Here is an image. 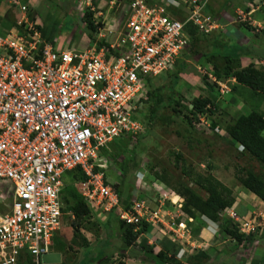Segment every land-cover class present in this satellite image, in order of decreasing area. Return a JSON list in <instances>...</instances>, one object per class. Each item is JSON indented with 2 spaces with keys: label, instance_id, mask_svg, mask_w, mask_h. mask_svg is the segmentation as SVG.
<instances>
[{
  "label": "built area",
  "instance_id": "1",
  "mask_svg": "<svg viewBox=\"0 0 264 264\" xmlns=\"http://www.w3.org/2000/svg\"><path fill=\"white\" fill-rule=\"evenodd\" d=\"M13 1L24 15L0 34V182L12 194L9 211L0 210V264H42L52 253L65 215L64 175L76 169L86 175L77 188L92 211L116 208L135 231L144 223L164 225L161 209L179 203L174 192L160 186L155 208L136 198L122 209L103 152L123 137L138 141L148 81L177 66L191 45L188 28L207 35L220 28L205 11L211 0H113V6L123 4L124 19L98 35L100 48L84 52L56 51L30 20L28 7ZM95 1H79L81 11L84 4L94 10ZM181 10L185 17L172 15ZM250 14L238 8L234 20L245 22ZM217 84L218 99L230 93L228 85ZM226 214L240 234L258 232V217L240 221L234 212ZM168 228L174 242L185 238L183 223Z\"/></svg>",
  "mask_w": 264,
  "mask_h": 264
},
{
  "label": "rangeland",
  "instance_id": "2",
  "mask_svg": "<svg viewBox=\"0 0 264 264\" xmlns=\"http://www.w3.org/2000/svg\"><path fill=\"white\" fill-rule=\"evenodd\" d=\"M9 1L10 0H0V11L2 10V6L7 5ZM17 1L20 3L23 2V0ZM260 2L261 0H258V3ZM75 3L76 7H78V1H75ZM42 4L44 5L38 7V13L43 23L46 25L45 31L48 34L54 32V34L58 37V40L61 41L60 43L63 41H69L74 36L75 43L72 49L83 50V44L84 41H86V39H84L86 34H84L83 29L79 25L80 19L76 10L71 9V11H69L68 8H65L64 11H62V6L60 7L56 0H43ZM15 6L16 5L14 4V7ZM106 7H108V3H106ZM122 7L123 4L113 6L108 19L100 20V22H98L103 25L104 30L101 32L106 33L104 32L105 29L117 23L118 17L121 18V21L124 19V17L120 15L122 13ZM113 17L116 18V21H114ZM10 19L11 18L9 17L2 18L0 21V34L7 33L12 28L18 26L15 20L11 21ZM241 29L247 33L245 28L241 27ZM256 29L259 30L260 39L264 41L263 25L258 26L257 24ZM199 33L201 35L200 37L202 38L203 36L204 40L191 45L192 65L186 64V66L189 65V67L193 70L197 65L195 62L198 61L199 58L203 60V52H206L203 48L206 47L208 43L212 44V33L208 35L203 34L202 32ZM81 41L83 42L82 45L80 47H76V42ZM95 42L97 43V41ZM229 47L230 46H228V48ZM90 48L91 46H88L87 49ZM230 49L232 50V48ZM203 69L204 68L202 66L199 72L198 70L191 72V76H194V78L191 76L188 77V80H186L188 82L184 80L183 76L181 77L183 70H180V72L179 67L177 66L173 70H170L157 78L151 79V91L156 97V100H148L145 104L144 115L139 114L141 117L139 119L142 121L144 126L142 137L138 139V141H129L128 139L121 140L116 145L111 146L108 153L109 157L105 155L107 159L106 177L110 182L111 178L115 180L113 182L114 186H118L121 181L124 183L125 189H121L124 197L127 194L131 195L134 192L138 193V196L140 194H146L147 196L150 195V199H154V196L157 195L156 192L146 190V188L149 184H152L154 179L153 177L155 175L157 176V174L163 177L164 175H167L174 181H179L184 186H192V188L197 192H201L204 197H207V193L198 188L193 182L200 174L220 181L223 185L232 190L234 197V190H238L237 193L241 190L247 191L238 180L239 175L245 176L246 172L250 170L264 177V166L253 159L248 153L241 152L238 149V144L232 145L229 142V138L226 133V127L229 124L242 114L248 115L255 109L254 105L256 104L261 103V106L264 107V101H261L259 97H256L246 88L241 86H237L235 88L236 84H234L231 77L226 78L224 75L218 77L213 67L210 70ZM224 72L225 70H223V73ZM174 75H177L178 77L175 78ZM210 75L212 76L210 77ZM204 77L207 79V83L209 85H216L218 87L217 82H222L228 85L231 89L229 94L220 96V99L217 98L220 110L215 111L213 114L208 112L207 114H199L197 118L201 116L204 120L203 123H200L199 118L198 120L193 118L194 128H188L182 115L174 113L172 108L163 109L158 113L155 120H151V109L154 107V104L159 102L167 103L172 95L177 97V99L180 98L182 105H184L186 109L185 113L189 114L192 110V102L196 98L209 97L210 91L208 90L207 85L203 83ZM233 88H235V90H233ZM190 116L192 118L191 114ZM168 118L173 120L168 122ZM208 121L210 123L213 121L215 126H219L221 133L210 130L207 126ZM179 157H182V160L179 159ZM126 161H130L131 163L128 173L124 171V164ZM136 164H138V166H136ZM184 169H187V171L192 170L191 176H184ZM141 172L145 175L143 180L144 182L142 181L143 183H138L139 177L142 176L140 175ZM157 198L159 199V197ZM64 199H69L67 194H64L63 201ZM11 201L12 194L10 188L6 184L0 182V210L8 212ZM246 201L253 204L254 208H252L251 212L254 213L251 216L248 218L238 217L237 213L232 210L231 207L225 208L221 211V214L224 215L223 219L228 216L226 214L227 210L234 212L238 217L237 219H240V221H246L248 219L258 217V219L255 220V224L260 226L262 225V227L259 226V231L256 235H261L262 229L264 228V208L255 205L254 198H246ZM64 205L66 207L65 201ZM245 208L247 210L249 209V207ZM165 209L166 207L161 210L164 212ZM108 214L109 213H103L101 210H97L96 212L92 211V215H90V217L83 218L80 225L81 227L79 226V232L81 234L83 233V230L89 231L93 227L98 228L99 232L92 234L94 235L92 237L87 236L89 237L88 240L86 239L88 246H84L83 239H85V237H83V235L80 238L76 237L75 242H71L73 249L63 253L62 263L99 264L101 261L100 254L98 255L97 253L100 247L99 244L103 242L107 236H110L112 239L111 243H114L113 245H117V243H119L116 228H107V231L105 229L106 227L104 223ZM73 223H77V221H75V216L71 212H66L62 228L58 235L60 237H64L68 241V244H70V241L74 239L73 237L75 231L72 227ZM235 223L236 222L233 220L234 226H236ZM161 224L162 223L159 222V224H155V226ZM208 225H210L209 229L212 234L216 232V226L220 229V224H214L204 218L196 220L195 223H190L188 227L192 233L196 232L199 227L205 228ZM203 243V250H205L204 252L207 251L206 253L208 256L206 259H203V264H210L212 259L215 258L216 252L219 251L215 249L216 247H220L221 251L226 249V254L231 256L230 252L234 247L248 248L253 246V252L250 254L253 257L256 255L254 250L261 246L260 243H254V245H252L249 242L244 244H240L237 241L234 242V240L230 239L227 234L221 231V229L215 238L206 236L203 237ZM185 244L186 242H184L182 246ZM138 245L139 242H137L132 248H127V254L122 252L123 250L125 251L126 248L124 244H120L119 246L117 245L118 251H115V253L117 252L116 257H114L109 264H119L122 261L124 262L128 257L131 259V264H135L136 262L137 264H140V262L137 261L140 253ZM189 246L192 247L191 245ZM87 247L94 248L87 249ZM110 248L112 249V247ZM110 248L106 251L107 254H109ZM115 249L116 248L113 250ZM250 255L248 254V256ZM83 257L85 259H82ZM143 264H151V260H147ZM170 264L181 263L172 259Z\"/></svg>",
  "mask_w": 264,
  "mask_h": 264
},
{
  "label": "crops",
  "instance_id": "3",
  "mask_svg": "<svg viewBox=\"0 0 264 264\" xmlns=\"http://www.w3.org/2000/svg\"><path fill=\"white\" fill-rule=\"evenodd\" d=\"M56 1L59 3L60 7L62 6L61 7L63 8L62 11H64L65 8H68L69 11H71V9L76 10V13L78 14L79 19H80L79 25L83 29L84 34H86L84 38L86 39V41H84L83 50L72 49L75 43L74 36L69 41H63L62 43H60L61 41L58 40V37L54 34V32L48 34L45 31L46 25L45 23H43L38 13V7H40L41 5L43 6L45 4V3L42 4L43 0H23V2H21V5H26L28 7L30 20L35 21L38 24H41V29H42V34H43L44 39L50 44H52V46L54 47L56 51L62 52V51H69V50L75 51L76 50V51L84 52L88 50L87 49L88 46H91V48L97 46L96 42L91 43V40L88 37V32L86 30V24L83 20V14L80 13V11L78 10V7H76L75 1H79V0H56ZM112 1L113 0H109V1L108 0H96L94 2V19L97 23L100 22V20L108 19L110 15V11L113 9V5L111 3ZM152 2H157V1L153 0ZM106 3H108V7H106ZM251 5L254 8L251 7ZM123 8L124 6L122 7V11H123ZM238 8L244 9L245 13H251L248 16V20H247L248 21L247 23H249L250 26L256 29V25L258 24V26L263 25V28H264V0H261L260 3H258V0H211L209 6L206 8L205 11L208 14L214 16V18L220 24V28L212 33L213 34L211 38L212 44L208 43L207 46L203 48V50L205 49L206 51V52H203V60L199 58V60L195 62L197 65L194 67L195 68L194 70H198L199 72L202 66L204 69L210 70L212 67L214 68L216 64L219 66V68H222V66H224L227 61L229 62L231 60L234 61L232 63V66H235L238 69H242V68H245L253 64L255 65L257 69L264 70V41L260 39L261 37L259 34V30L256 29V35H254L245 26L241 25V23L235 22L234 19L236 15V10ZM1 9L2 10L0 11V21L2 20V18L9 17L11 18L10 19L11 21L15 20V22H18L19 20L22 19L24 15V13L21 11V8L19 6L16 5L14 7L13 0H10L7 5H3ZM252 10L253 12H251ZM178 13L179 14L172 13V15L176 17L177 19L183 18L186 16V13L184 12V10L183 11L181 10ZM113 19L114 21H116L115 17H113ZM117 21L118 22L115 23L114 25H118V23L121 21V18L118 17ZM241 27L245 28L247 33H245L241 29ZM200 36H201L200 33H196V35H194V38L195 39L199 38L197 41L200 42L204 40L203 36L202 38ZM96 38H97L96 40H98L100 36L99 37L97 36ZM194 38L193 36L191 37V45L193 44ZM82 43H83L82 41L76 42L75 45L76 47H80ZM191 45L188 49L184 51L181 57L182 61L181 59L179 61L180 63H182V65L183 64L192 65ZM228 46L230 47L228 48ZM230 48H232V50ZM187 66L188 67L184 68L181 74V77L183 76L185 81L188 80L187 78L191 76V72H194V70L191 69L189 65ZM191 77L194 78V76H191ZM232 81H234L233 78H232ZM207 88L209 91H211L210 86H207ZM254 107L256 110L262 111L264 113V107L261 106V103L254 105ZM142 114L144 115V113ZM140 115L138 116V118H141ZM118 142L119 140L115 141L112 145H116ZM141 175L142 176H140L138 179V183L144 182L143 180H144L145 175L142 172H141ZM120 178L123 179L122 177ZM153 178H155V176ZM114 181L115 180L111 178V182L113 183ZM154 181H157V182H154ZM153 182L151 185L149 184V186L147 184L148 187L146 188V190L156 192L157 195L154 196V199H150V195L147 196L146 194H140L138 196V193L133 192L131 195L127 194V198L129 199L130 203L136 198L146 199L149 205L155 208L158 204L157 197H159V193L161 192L160 188L158 187L159 185H163L169 188L170 190H172L175 196L174 201L177 202V200H179V203L178 205H172L170 202H167L166 209L163 212L166 218L165 220L166 223L164 225H157V226L153 224L151 225L149 224V227L146 233L143 234V237H145L148 240V243L151 246L155 247L156 252L164 251L170 258L175 259L181 264H203V258L201 255L198 257H195L194 261H193V256H195L199 252L202 254L205 251L203 250V245H204L203 237L206 236V237L215 238V236L211 233V230L208 228V226H206L205 228L199 227V229L196 232L191 233L188 226L190 225V223H193V222L195 223V220L190 215L186 214V212H184L183 210V205L185 203L184 196H182L177 191H175L173 186L165 184L163 181L153 179ZM119 186H121L122 189H125V185L124 183H122V181L119 183ZM234 192H235L234 194H235L236 199L231 209L237 213L238 217L248 218L254 213V212H251L252 208H254L253 204L251 202H247L246 198L247 199L254 198V204L264 208V201L259 199L254 194L247 192L245 190H241L239 191V193H237L238 190L237 191L234 190ZM201 195L203 196L202 193ZM127 198H125L124 200L128 201ZM245 207H249V209L247 210ZM121 208L123 207L121 206ZM118 211L119 210H117V213ZM169 223H176L177 225L179 223L185 224L186 226L185 238L182 241L180 240L179 242H174L172 233L170 232V229H168ZM104 225L106 227L105 228L106 231H107V228L109 229V228L115 227L117 230V235L119 237V240H118L119 243H117V245L119 246L120 244H123L122 239H121L122 238L121 230L118 227V222H117L115 215L108 214V217ZM98 232H99L98 228L93 227L89 231L83 230L82 235L83 237H85V239L88 240L89 237L87 236L92 237L94 236L92 234H95ZM111 240L112 239L110 238V236H107L103 240V242L99 244L100 247L97 252L98 255L100 254L101 256L105 252V255H113L114 257H116L117 252L115 253V251H118V246L113 245L114 243H111ZM184 242H186V244L182 246ZM193 243L195 246L193 245ZM254 243L255 244L260 243L261 246L257 247L254 250L256 255L253 257L252 255H250L251 252H253V246L248 247V248L234 247L233 250L230 252L231 256L226 254L227 252L226 249L221 251L220 247H216L215 249L219 251L216 252V256L215 258L212 259L210 264H264V232H262L261 235H256V241ZM254 243L252 245H254ZM189 245H191L193 248L190 247ZM110 247H112V249ZM90 248L92 249L94 247H87V249H90ZM108 248H110L109 254L106 253ZM114 248L116 249L113 250ZM122 252L127 254L128 250L125 249V251L123 250ZM248 254L250 256H248ZM141 256L142 255L140 252L137 261H139L140 264H143V260H142L143 258ZM191 257L192 259L190 260ZM82 259H85V258L83 257ZM124 263L131 264V259L128 257L124 261ZM77 264H80V263H77ZM135 264H137V262ZM157 264H161V263L157 262Z\"/></svg>",
  "mask_w": 264,
  "mask_h": 264
},
{
  "label": "trees",
  "instance_id": "4",
  "mask_svg": "<svg viewBox=\"0 0 264 264\" xmlns=\"http://www.w3.org/2000/svg\"><path fill=\"white\" fill-rule=\"evenodd\" d=\"M83 20L86 24V30L88 32V37L91 40V43H95L96 35L99 33L100 29L103 28V25L97 23L94 19V12L90 11L89 9L86 10L84 13ZM241 25L245 26L249 31H251L254 35H256V29L249 25L247 22L241 23ZM189 33L191 36L196 35L199 33L198 29L196 28H188ZM263 34V33H262ZM199 38L193 39V44L198 42ZM196 40V41H194ZM98 48H100L104 43L103 41H99L96 43ZM234 61L231 60L226 62L222 68L216 64L214 66L215 73L219 77L224 75V77L234 78L236 80V85L241 86L250 90L252 94L256 97H259L261 101H264V70L257 69L255 65L251 64L245 68L238 69L235 66H232ZM177 67H179V71L184 70L186 68V64L177 62ZM226 68V69H225ZM223 70L225 72L223 73ZM180 71V72H181ZM173 77V76H172ZM175 78L178 76L174 75ZM203 83L207 86H210L211 91L209 97H198L192 103V110L189 114L185 113V107L182 105V101L180 98L177 99L174 95L169 98L167 103L159 102L154 104V107L151 109V120H155L158 113L165 108H172L173 112L179 115H182L184 122L187 124L188 128H194V121L193 118L198 120L197 116L199 114H213L215 111L220 110V105L218 104V96L219 90L216 89L217 86L209 85L207 83V79L203 78ZM152 80L149 79L147 88L148 91V100H156V97L153 95L151 91L152 88ZM233 88V90H235ZM144 113L143 111L140 113ZM192 115V118L190 116ZM140 120V119H139ZM170 119L168 118V122ZM141 121V120H140ZM142 122V121H141ZM210 129L213 132H217L216 129H220L219 126H215L213 121L210 123ZM264 113L259 110H252L248 115H240L236 120H234L231 124L226 127V133L229 138V142L232 145H242L245 148L246 153H248L253 159H255L258 163L264 166ZM142 134L139 135L140 139ZM129 140V137H123L121 140ZM112 146V145H111ZM111 149V148H110ZM109 150L104 151V155L108 156ZM109 157V156H108ZM182 160V157H179ZM131 163L130 161H126L124 164V171L128 173L130 170ZM138 166V164H136ZM98 170V169H97ZM125 173V174H126ZM192 170L187 171L184 169L183 174L184 176H191ZM86 180V175L81 169H76L73 171H69L64 175V182L65 188L62 193V201L64 194H67L69 199H64L66 207L63 201V213L71 212L75 216V221L77 223H73V230L74 239L70 241L68 244L67 240L64 237H60L58 234L54 237V243L52 247V251L56 253H60L63 255L68 250L73 249V245L71 242H75L76 237H82V234L79 232V228L81 227V221L83 218H88L92 215V209L89 205L85 202L84 197L81 195L77 188V184L81 181ZM155 180L163 181L165 184L171 185L174 187V190L177 191L179 194L184 196L185 203L183 205V210L186 214L190 215L195 221L199 218H207L210 221L220 224V229L223 233L227 234L238 243H246L249 242L253 244L256 241L255 235L246 236L240 234L237 227L233 225V221L229 218L223 219L221 216V211L225 208H231L235 203V197L233 196L232 190L225 185H223L220 181L212 178L206 177L203 175H198L196 179H194L195 185L204 190L207 193V197L201 195V193L197 192L192 186H184L179 181H174L171 177L167 175L160 176L157 174L155 175ZM238 180L242 184V186L248 191L257 196L259 199L264 201V177L258 175L257 173L248 170L245 176H238ZM115 190L118 192L120 196V207L122 206L124 210H128L131 207V203L129 199L124 197L123 191H121V186H114ZM125 198L128 201L124 200ZM118 209H113L109 215H115L118 227L121 230L122 234V243L125 245V249L132 248L137 242H139V249L141 252V257L143 258V263L147 260H151V264H157L160 262L161 264H170L172 262V258H170L164 251L156 252L154 246L148 244V240L143 237V234L146 233L149 225L144 223L143 227L135 231L133 226H128L124 222H122L117 213ZM80 226V227H79ZM140 240V241H139ZM84 246H88V242L86 239H83ZM202 256L203 259H206L207 253L203 252L202 254L199 252L195 256H193V261L195 257ZM101 261L99 264H109L112 259L114 258L113 255H105V252L100 256ZM192 257L190 258V260ZM86 261V260H85ZM64 264V263H63ZM86 264V263H85ZM119 264H125L123 261Z\"/></svg>",
  "mask_w": 264,
  "mask_h": 264
},
{
  "label": "clouds",
  "instance_id": "5",
  "mask_svg": "<svg viewBox=\"0 0 264 264\" xmlns=\"http://www.w3.org/2000/svg\"><path fill=\"white\" fill-rule=\"evenodd\" d=\"M79 1H81V0H79ZM79 1H78V10L80 11V13H82L83 14V17H84V13L86 12V10L87 9H89L90 11H93L94 12V10H91V7H89V6H86L85 4H84V8H83V11H81V9H80V7H79ZM21 4V3H20ZM116 5H119L118 3L116 4ZM26 6V5H25ZM93 7H94V3H93ZM214 17V16H213ZM245 22H248V21H245ZM18 23V22H17ZM241 23H243V22H241ZM40 25V27H41V24H39ZM15 28V27H14ZM194 28V27H193ZM13 29V28H12ZM108 29V28H107ZM101 30H104L103 28H101L100 29V31H99V33L96 35V37L100 34V33H102L101 32ZM106 30V29H105ZM41 31H42V29H41ZM199 31V30H198ZM216 31V30H215ZM200 32V31H199ZM5 34V33H4ZM44 38V37H43ZM97 39V38H96ZM98 41V40H97ZM47 42V41H46ZM99 42V41H98ZM49 43V42H48ZM52 45V44H51ZM54 48V47H53ZM233 80H235L234 78H233ZM234 84H236V80L234 81ZM219 131H220V133H221V129H219ZM240 146H242V145H239V147ZM243 147V146H242ZM110 148H111V146H110ZM239 150H240V148H238ZM241 152H244L245 151V148H244V150H240ZM103 155H104V152H103ZM105 156V155H104ZM141 175V174H140ZM155 179V178H154ZM155 182V181H154ZM165 187V186H163V185H159L158 187ZM167 188V187H166ZM161 189V188H160ZM178 202H179V200H177ZM171 203V202H170ZM172 204V203H171ZM221 216L222 217H224V215H222L221 214ZM204 219H207V218H205V217H203ZM225 218H229L230 220H232L233 221V219H231L230 217H225ZM207 220H209V219H207ZM210 221V220H209ZM210 222H213V221H210ZM214 224H219V223H215V222H213ZM180 224V223H179ZM184 224V223H183ZM149 225V224H148ZM177 225V224H176ZM185 225V224H184ZM208 228H210V225H208ZM216 232L213 234L214 236H217L218 234H219V232H220V229L218 228V226H216ZM238 229V228H237ZM259 231V230H258ZM262 232H264V228L262 229ZM258 233V232H257ZM256 233V234H257ZM256 234H254L255 236H256ZM230 239H232V240H234L233 238H231L230 236H228ZM235 242H236V240H234ZM52 253H56V252H53L52 251ZM185 253V252H184ZM61 258H62V255H61ZM63 264V263H62Z\"/></svg>",
  "mask_w": 264,
  "mask_h": 264
},
{
  "label": "water",
  "instance_id": "6",
  "mask_svg": "<svg viewBox=\"0 0 264 264\" xmlns=\"http://www.w3.org/2000/svg\"><path fill=\"white\" fill-rule=\"evenodd\" d=\"M42 264H62L60 253H49L43 256Z\"/></svg>",
  "mask_w": 264,
  "mask_h": 264
},
{
  "label": "flooded vegetation",
  "instance_id": "7",
  "mask_svg": "<svg viewBox=\"0 0 264 264\" xmlns=\"http://www.w3.org/2000/svg\"><path fill=\"white\" fill-rule=\"evenodd\" d=\"M61 260H62V258H61Z\"/></svg>",
  "mask_w": 264,
  "mask_h": 264
}]
</instances>
